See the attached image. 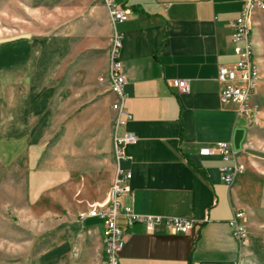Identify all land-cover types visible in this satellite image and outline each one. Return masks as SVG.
<instances>
[{"label":"crops","instance_id":"obj_1","mask_svg":"<svg viewBox=\"0 0 264 264\" xmlns=\"http://www.w3.org/2000/svg\"><path fill=\"white\" fill-rule=\"evenodd\" d=\"M115 1L130 10L128 19L114 25L126 78L124 109L131 115L118 134L129 131L137 138L125 146L128 159L122 166L131 172L130 191L120 201L137 213L194 221L185 234L170 233L163 225L149 233L141 223L127 225L118 216L125 238L118 262L236 264L243 260V244L232 235L228 221L236 209L260 220L257 214L264 207V122L247 127L235 104L220 100L216 79L219 65L237 60L229 24L239 16L242 0ZM260 15L254 12L250 23L257 25ZM102 43L107 69L108 42ZM57 50L48 60L58 64L64 54ZM54 66L44 65L41 76L55 72ZM172 78L188 79L189 90L171 87ZM250 101L264 114V80ZM217 141L229 142L241 153L245 170L231 186L220 178L219 156L198 154L199 147ZM115 162L114 154L113 176ZM252 242L264 260V246Z\"/></svg>","mask_w":264,"mask_h":264},{"label":"rangeland","instance_id":"obj_2","mask_svg":"<svg viewBox=\"0 0 264 264\" xmlns=\"http://www.w3.org/2000/svg\"><path fill=\"white\" fill-rule=\"evenodd\" d=\"M255 25L264 80V10ZM114 42L103 0H0V264L104 263L106 231L87 214L108 204L114 184ZM57 49L58 64L48 60ZM244 216L250 240L237 264H264L251 245L264 246V207L260 220Z\"/></svg>","mask_w":264,"mask_h":264},{"label":"built area","instance_id":"obj_3","mask_svg":"<svg viewBox=\"0 0 264 264\" xmlns=\"http://www.w3.org/2000/svg\"><path fill=\"white\" fill-rule=\"evenodd\" d=\"M110 21L115 25L117 22L128 19L130 10L123 7L115 0H103ZM252 4H259V12L264 10V0H242V7L237 18L230 21L232 32L230 41L233 44V52L237 60L232 64H221L218 66L216 79L220 84L219 97L222 102L235 104L240 116L245 119L247 127L250 124L264 122V114L258 103L251 102L250 97L256 90L255 74L250 64V47L248 36V15L252 12ZM120 36L115 31L114 46L109 51L108 85L113 94L111 109L115 112L116 132L113 139L116 162L114 167V188L113 200L109 205L95 207L87 216L94 217L101 221L103 231L107 234V246L104 249V264H119L118 256L122 250L125 238L123 230L117 225V217H125L127 225L141 223L149 233L153 232L159 225L165 226L170 233H188L194 221L190 218L180 216H164L160 214L137 213L131 205L120 201V197L130 191L129 179L131 172L122 166V162L128 159L125 153V146L136 141V135L125 131L118 134L119 127L125 124L126 119L131 115L124 109V102L127 97L125 91L126 78L123 72L122 61L119 58ZM169 85L182 92L189 90L188 79L172 78L168 80ZM248 141L245 146H250ZM198 154L203 157L219 156L223 163L219 166L220 178L227 185L231 186L237 176L245 170L244 164L239 160L240 152L233 149L229 142L217 141L212 145L201 146ZM242 210H234L233 217L228 221L232 235L243 244L248 233L245 226V216ZM237 264V263H236Z\"/></svg>","mask_w":264,"mask_h":264},{"label":"bare ground","instance_id":"obj_4","mask_svg":"<svg viewBox=\"0 0 264 264\" xmlns=\"http://www.w3.org/2000/svg\"><path fill=\"white\" fill-rule=\"evenodd\" d=\"M259 11V4H252V12H250V15H248V36H249V47H250V64H251V69H253L254 74H255V82H256V86H258L259 84V71L258 68L254 62V51H253V47H252V43H251V39H250V35H251V17L254 14V12ZM251 126H257V124H250ZM113 188H114V184L113 186L110 188L109 190V200H113ZM105 246H107V234L105 236ZM104 264V263H103Z\"/></svg>","mask_w":264,"mask_h":264}]
</instances>
